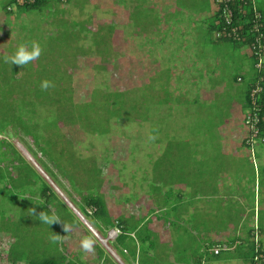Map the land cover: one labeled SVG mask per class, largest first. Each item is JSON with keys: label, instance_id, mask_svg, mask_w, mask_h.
I'll return each instance as SVG.
<instances>
[{"label": "rangeland", "instance_id": "374dc122", "mask_svg": "<svg viewBox=\"0 0 264 264\" xmlns=\"http://www.w3.org/2000/svg\"><path fill=\"white\" fill-rule=\"evenodd\" d=\"M64 1L69 4L67 10H64V7L60 5L59 0H47L48 6L41 14L36 11L24 12L22 14L14 4L9 7L11 13L8 14L5 8L9 0H0V90L6 89V93H22V98L27 99L21 102V108L23 109L21 114L14 111L6 112L8 107L5 103H3V106H0V109H4L3 114L0 113V141H10L12 144L11 147L6 148V151L10 153L12 149L15 148L21 153L26 154L25 150L22 149L23 143L26 142L29 147L32 148L31 151L33 153V151H36L35 148H37L34 141L36 137H40H38V140L41 147H44L43 141L46 140L50 142L51 138L56 137L57 132H60V136L65 139L69 137L77 141H83L78 142L73 151L81 159L94 157L97 162L96 165L101 163L99 164V168L101 169L100 177L103 182L100 191L113 216H115V213H123L128 216L132 213L142 212V210L137 207V204H141L142 202L140 199L143 200L145 198L143 195L144 188L142 186L143 179L141 174L145 160V153L143 152L144 146L148 144V148L151 149L153 144H157L156 146L160 143L163 145L167 144L169 140L172 139V137L168 135L169 132L170 135H175V138L172 140L185 143L171 147V150L168 151L169 156H174L176 158L180 151L185 150L198 151L206 155L202 159L200 164L201 167L206 165V161L211 162L213 169L217 166H221L219 161L213 162L206 158L213 153V150L219 149V144L213 142V137H216V133H218L220 119L229 116L226 120L228 122L224 126L222 125L219 127V132L232 133L231 145L228 143L230 149L234 148L232 145L238 147L241 142L240 139L246 136L247 126L245 124V128L237 126V122L241 121L242 118L239 112H237V105H234L228 110L229 108L226 109L225 106L219 104V101L223 102L225 99L236 101L239 95L234 96L232 92H224V88L221 90L223 84H218L214 89H209L210 87L206 79L201 82L200 85L193 86L198 80H202L204 77L206 78L205 72H198L194 70L195 67H192L195 57L197 55L201 57L200 59H202L203 67H209L215 63L214 59L207 60L213 57L211 51H213L215 46L214 36L211 35L210 32L202 29L206 26L208 19H204L203 17L195 19V17L198 16L195 14L206 10L208 11L211 0H164V8H158L160 15H158L153 8H142L144 0H135L133 6L130 5L132 0H118L120 8L126 10L128 13V17H124L123 15L119 17V20H117L118 22L114 23V28L117 31H125V37L123 35L124 41L121 40L120 45H116L115 50L117 52L116 54L113 53L110 57L111 64L102 71L96 68L100 63L96 54L78 57L77 64L73 67V70L70 71L73 82V97L76 102L87 101L93 85H101V87L107 90H114L117 92L129 90L133 88V86L140 84L139 81L153 77V73L158 72L160 73V77H162V84L158 86L159 92H157L158 90L156 91L158 93L157 99L160 98V100L151 106L153 110L150 112L149 121H146L140 127H136L139 130L132 131L131 126H134L135 122L128 123L129 125L127 127L125 124L126 122L122 120L119 123L116 120L99 121L96 119L94 120L96 121L95 123L92 122L94 127L90 126L91 121H87L86 118L83 121H70L71 124H77L78 127L82 128L85 132H82L78 128L71 127V125H68L67 122L63 120L58 121V127L56 129L54 124L55 121H53V114L51 115L48 111L45 116L46 121H42L35 117L32 111L31 100H34L33 94H47L48 99L53 101V93L55 91L60 90L69 92L70 85H68V83L66 85L67 87L55 85V87L49 88L47 91H42L40 87L42 81L48 80L47 78L52 79V77L55 76V64L61 61L59 56L66 53L63 51L64 45L68 47L73 55L79 53L80 48L85 50L89 48V38L93 37L94 34L88 35L89 38H86L85 41H78L77 38L67 40L68 35L72 36L74 34L73 36L75 37L79 35L81 38L85 36V34L81 32L84 26L81 25L77 27L74 23H71L70 20H74L73 22L75 23L80 21L83 25H87L89 22L92 25L93 20L94 25L99 24V20L101 19L106 20V23L110 25V20H112L110 7H108L111 1ZM256 1L258 4L264 5L262 0ZM117 11L119 13L118 15L123 14L121 9ZM57 12H63V16L66 18L62 20L61 16L55 15ZM131 16L136 23H130L132 20ZM158 18H160V26ZM181 19H183L184 22L181 21ZM124 20L128 21V24H126ZM175 21L176 23H174ZM137 22L143 27L147 25L150 26L151 30L146 33L148 39L142 38ZM190 23H195L199 26L198 29L189 26ZM150 24L153 25L151 26ZM56 25L60 28L55 27ZM73 26H75V28H73ZM33 41L38 42L43 49L39 59L30 62L24 67L4 62L3 58L5 55H14L21 44H26L30 49L31 42ZM195 50L198 54L193 53ZM217 51L219 52V49H217ZM189 55H191V57L187 60ZM236 57H238V55L236 56L235 54L233 59L227 61L226 58L219 56V61L221 63L226 61L231 67L229 69L228 66L225 68L222 74L223 76L219 75L215 78L207 75V77L229 83L231 80L230 75L234 76L240 71L238 68L239 64L234 60ZM59 69L65 72L62 67H59ZM262 70L264 72V65ZM177 82L180 83L177 84ZM8 83L13 85L11 89H7ZM181 83L182 86L180 87L179 85ZM211 92L213 94L216 92V106L213 105V101H211L210 104ZM14 98V105L18 104L22 99L18 97V94ZM204 100H206L207 103L204 102ZM234 103L236 104L237 102ZM44 104L48 105V100H45ZM27 105L31 108H27ZM165 106L168 107L165 108ZM50 107L51 106H49L48 109H50ZM157 109L160 112L162 111V113L156 111ZM246 117L247 113H245V119ZM45 123H49V126H47L46 129L40 128ZM151 126H155L157 129H151ZM196 134H199L200 137L194 139L197 137ZM151 135H155L157 138L155 140H150L149 137ZM188 137L194 138L190 141ZM228 141H230V139ZM253 145L254 147L250 149L251 153L253 152L254 154L255 150L263 152L264 144L254 142ZM57 146L59 147L58 149L63 150L66 159L59 168L60 179L57 180L59 185L52 183L51 180H49V185L60 197H62L64 192L69 190L66 179L80 182L83 174L80 170L75 168V157L72 154L71 146H67L66 140L63 141L61 146ZM152 151L154 150L152 149ZM32 153L30 155V157L32 156L31 166L39 172L41 171V167L36 159H33L34 156ZM217 154V152L213 154L211 159H214ZM253 154L250 158L251 165L248 167L247 172L245 171V174L252 175L253 172H255V167L256 172L259 173L261 177L259 181L264 184V169L261 168L260 172H258V160L255 159V154L254 156ZM4 156L6 157V155ZM7 158L8 157H6V160H1L0 173L5 178L8 176L15 177L16 175L9 173L6 169ZM148 159L151 161L152 157L149 155ZM220 161L223 164L225 163L226 167L230 170L233 169L231 174L235 177L236 182L242 180L244 168L241 159L227 156L226 159H220ZM105 162L107 163L105 164ZM15 166V170H17L18 173L25 172V169L30 167L24 160L17 161ZM94 170L93 168V170L86 175L88 181L83 180L84 186L82 185V187L86 191V185L89 186L90 183L95 180V177H97L96 175L98 172L94 173ZM156 172L158 175V169ZM41 176L42 179L46 181L47 177L45 171H42ZM49 176H51V174H49ZM120 176H122L123 179L120 180ZM75 184L79 187L77 183ZM128 184L133 187V191H131L135 194L133 201L132 199L128 201L126 196ZM147 186L150 188L151 184ZM20 196L21 194L19 193V197ZM34 200L35 201L32 202L38 205V201H40L39 196H36ZM4 206L8 208L12 207V205L7 204ZM40 211V209H36L37 214ZM170 211L171 208L166 207L161 214L174 216ZM230 211L231 208L227 207L220 210L219 214L229 213ZM159 212L160 210L156 211V213ZM233 212L234 215L238 217L241 214V208L235 207ZM261 212L259 218L262 224L260 225L262 231H264V211ZM10 214L13 216L12 212ZM15 219L14 216V220ZM44 228L45 225L41 223V221L36 222L31 230V243L22 241V250H25L26 253L31 255L39 254L41 248L45 246L42 242L44 239ZM58 228L60 227L52 225L50 227V232L58 234ZM23 229L24 228L21 230ZM113 234L114 232L108 233V235ZM1 235L2 232H0V264H7L6 261L2 259L4 253H1V251L7 249V244L2 239ZM108 237L109 236H107L106 240H103L104 243L114 239ZM82 239L83 237H81L79 243L75 245L76 251L82 249L80 246ZM49 242H51V239H49ZM49 242H47V244ZM15 245H17V251H20L21 247L19 241H17ZM29 249H32L31 253ZM48 249L52 250V246L48 247ZM86 256L93 259V254H85L83 257ZM37 258H41V256L37 255ZM47 258L56 259L57 262L61 260L59 253H50ZM93 263L95 264L94 260Z\"/></svg>", "mask_w": 264, "mask_h": 264}, {"label": "trees", "instance_id": "16d2710c", "mask_svg": "<svg viewBox=\"0 0 264 264\" xmlns=\"http://www.w3.org/2000/svg\"><path fill=\"white\" fill-rule=\"evenodd\" d=\"M108 1H111L108 6L110 7L112 17V20H110V25H108V23H106V20L103 19L99 20L100 23L95 25L94 20L92 25L90 22L87 23V25H83V23L80 21L75 23L73 22L74 20H70V22L74 23V25L77 27H80L81 25L84 26V28L81 29V32L85 34V36L81 38V36L79 35L76 37L73 36L74 34L72 36L68 35L67 40L77 38L78 41H85L86 38H89L88 35L94 34L93 37L89 38V48L86 50L80 48L79 53L73 55L68 47L64 45L63 51L66 53L61 54L59 56L61 61H58L55 64L56 74L52 77V79H47L53 82L54 85L66 86L68 83L71 90L69 89V92L60 90L55 91L53 93V101L48 99L47 94H33L34 100H31L33 115L39 120L46 121L45 116L49 111L51 115L53 114V121H55L54 124L56 129L58 127V121L63 120L67 122L68 125H71V127L78 128L82 132H85L82 128L78 127L77 124H71L70 121H83L86 118L87 121H91V127H94L92 125V122L95 123L96 121L94 120L96 119H98L99 121L116 120L119 123L122 120L126 122L125 124L127 125V127L129 125L128 123L135 122L134 126H131L132 131L139 130L136 127H140L143 123L149 121L150 112L151 110H153L151 106H153L154 103H156L157 101L159 102L160 100V98L157 99V92H159L158 86L162 84V77H160V73L154 72L153 77H149L145 80L139 81L140 84L133 86V88L129 90H124L121 92L107 90L101 87V85H93V88L88 96L89 99L87 101H75L73 97V82L71 79L72 76L70 75V71H72L73 67L77 64L78 57L96 54L100 61L99 65H97L96 68L102 71L111 64L110 57L113 53L116 54V45H120L121 40H123V35L124 37L126 35L124 30L117 31L114 28V23L118 22L117 20H119V17H122L123 15L124 17H128L127 11H124L123 14L118 15L119 13L117 10L120 9V7L117 8V6L119 5V1L116 2V0H114V4L112 0ZM59 3L64 7V10H67V7L69 6L68 2L59 0ZM13 4L22 14L24 12L35 11L41 14L48 6L47 0H9L8 5L5 8L8 14L11 13V9L9 10V7ZM113 5L116 6L115 9H113ZM223 7H226L231 11L229 24L226 23L225 16H223ZM210 8L212 10V15L208 20L206 26L202 29L210 32L211 35L214 36L215 46L212 52H215L213 57H215L217 60L216 64H219L220 66L217 69L219 71V75H222L225 68H227L226 62L218 63L219 56H222L229 61V59L231 60L235 57V54L237 56L239 54L238 52H241V54L245 56L244 58L247 59H244L246 60V64H250L251 67L247 74H241L240 72H238L234 76L230 75L231 80L229 83H224V81H217L206 76V78L204 77L202 80H198L197 82H195V85L193 86L200 85V83L206 79L210 87L209 89H214L218 84H223V87L221 89L223 90L224 88V92L228 93L232 92L233 90L236 91V93L234 92V96L239 95L236 101L225 99L223 102L219 101V104H222L226 109L229 108L228 110H230L234 105H236L234 102H237V104H239L241 108L239 113L242 117L241 120L243 123L245 122V113L248 114L249 112L256 115L258 119V123L256 124L258 137L253 138L252 131L249 130L248 127H246V136L242 141L246 144L247 147H251L254 142H257L256 140H259L264 136V106L261 100L264 94V72L262 70V67L264 65V5L258 4L256 0H229L227 3L220 4H217L216 0H211ZM55 15L61 16L62 20L66 18L63 16V12H57L55 13ZM131 19L132 20L130 23H136L132 16ZM158 19L160 26V18ZM124 22L128 24V21L124 20ZM174 23H176V21ZM138 25L139 32L142 35V38L148 39L146 33L151 30L150 26L147 25L143 27L140 23H138ZM150 25L152 26L153 24ZM75 26H73V28H75ZM55 27L60 28L57 25ZM196 27V29H198L199 26ZM217 49H219V52L217 51ZM236 58L234 60L237 63L239 62V60L236 61ZM260 62H263V64L260 65ZM244 63L245 62H240L238 63V66H241ZM59 67H62L65 72H62ZM238 68L239 70H241V67ZM211 77L217 78L216 76ZM178 83L180 82H177V84ZM11 86L13 85L8 83L7 89H11ZM179 86L181 87L182 83ZM256 90L259 91L257 93H253ZM17 94L18 97L22 98V93H6V89L0 90V106H3V103H5V105L8 107V109H6V112L14 111L18 114H21L23 112V109L21 108V102L27 99L22 98L18 104L14 105V97H16ZM215 94L216 92L214 94L212 93L211 99L209 100L210 104L211 101L214 102V106H216L215 99L217 96ZM45 100H48V105L44 104ZM204 102L207 103L206 100H204ZM49 106H51L50 109H48ZM166 107L168 106H165V108ZM27 108L30 109L31 107L27 105ZM156 111L160 112L158 109ZM3 112L4 109H0V113L3 114ZM160 113H162V111ZM228 118L229 116L221 118L219 121V127H221ZM47 126H49V123H45L40 128L46 129ZM60 134V132H57L56 137L51 138L50 142L46 140L43 141L44 147H41L40 145V142L38 140L40 137H36L34 141L37 148H35L36 151H33V153L31 151L32 148L29 147L26 142L23 143V148L27 150L30 155L32 153V155L34 156L33 159H36L42 170L47 174H51V176L55 180L56 173L52 172H58L59 174V168L61 167L60 165H62L63 161H65L66 159L63 150L58 149L59 147L57 146H61L64 140H66L67 146H71L72 148V154L75 157L74 161L76 163L75 168L81 171V173L83 174L82 177L89 174L93 170V167L96 166V168H94L96 170H94V173H98L96 175L97 177H95V180L92 181V183H90L89 185L90 193L88 195H83V193L81 192H75V195L77 194L76 196H81V200L84 201L83 204H75V206L86 217L88 222L93 227L98 228V230L103 234L105 233V231L118 228L120 230V234L116 238V247H120L119 251L122 254L123 250H126L129 254H134L136 248L132 244L133 238L130 239L129 235L127 234L129 228L127 216L123 213H115V216H113L107 206L102 192L100 191L101 184L103 182L102 178L100 177L101 169L99 168V164L101 163L96 165L97 162L94 157L81 159L77 154H75L73 150L74 147L77 146L78 142L83 141H77L69 137L68 139H65L64 137L60 136ZM11 145L12 144L10 143V141H0V163L2 162L1 160H6V157H8L6 169L9 171V173L16 175L15 177L8 176L5 178L0 173V232H2V239L7 244V249L1 251V253H4L2 255L3 261H6L7 264H79L78 261H73L72 259L66 260V258L64 257L65 255L63 256L62 254H60L61 260L58 262L54 259L47 258L48 247H51L47 245V242H49L50 237L53 235V233L50 232V227L52 225L48 226L47 224H44V239L42 240V242L45 246L41 248L39 254L31 255L26 253L25 250H22L21 242L24 241L26 243H31V230L35 223L39 221V219L31 215V209L33 208L32 201L36 196H39L40 200L38 201L39 204L35 205L36 208L40 209L41 211L49 212L51 214V207L52 211H54L56 214H66L63 213L64 208L60 207L58 203L54 204L53 201L56 197V194L53 191L52 187L42 179L40 173L31 168L30 165V167L25 169V172L23 171L18 173V171L15 170V163L19 160L24 159L20 158L17 150L13 146L12 147L14 149H12L10 153L6 151V148L11 147ZM4 155H6V157ZM106 163L107 162H105V164ZM170 176L173 177L172 173L170 174ZM69 183L71 187H73L70 180ZM76 183L79 185L80 189V182ZM76 186L77 185L74 182V187L78 188ZM150 189L152 192H155L157 194H159L160 192V190L154 185H151ZM72 191L75 190L72 188ZM19 193L21 194L20 197ZM148 196H150V194ZM69 198L71 200L73 199L72 196H69ZM149 198L152 199V196ZM171 198H173V196L168 197L164 195V200L168 202L165 204V206H168L167 204L170 203L169 201L171 200ZM153 202L154 209L149 210V214L156 213L155 211L160 206L158 202ZM5 204L12 205V207L8 208L7 206H4ZM143 204L144 203H141V205L138 206L140 210L143 208ZM170 206L169 208H172ZM89 210L91 212H89ZM11 212L13 216H11ZM14 216L16 218L15 220ZM61 220L64 222L65 217H61ZM137 222V225H139L141 221ZM53 225H56L58 227V224ZM59 226L60 228H58V234L61 235V240L64 241L65 237L63 236L64 232L62 224H59ZM22 228L24 229L21 230ZM143 230L144 228L140 227L135 232L136 241L138 243H142L141 236ZM76 236H79L78 232L76 233ZM17 241H19L20 243V251H17V245H15ZM59 245L62 250L65 249L64 243L59 242ZM29 252L31 253L32 249H29ZM258 253L259 252L255 254L253 260H256V264H264V255L261 254V257ZM37 255H40L41 258H37ZM101 255L102 253H99V257H101Z\"/></svg>", "mask_w": 264, "mask_h": 264}, {"label": "crops", "instance_id": "0c3cea01", "mask_svg": "<svg viewBox=\"0 0 264 264\" xmlns=\"http://www.w3.org/2000/svg\"><path fill=\"white\" fill-rule=\"evenodd\" d=\"M112 1L114 4V0ZM262 1L264 2V0ZM133 2L135 0L130 2L131 6H133ZM164 6V0H144L142 4V8H154L158 14V8L161 9ZM119 7L118 5L117 8ZM115 8L116 6L113 5V9ZM120 9L122 12L126 11L122 8ZM195 15H198L195 19L203 17L209 20L212 10L209 7L208 11ZM181 21L184 22L183 19ZM189 26L197 28L195 23H190ZM193 53L198 54L196 50ZM212 53L214 55L215 52L211 51ZM238 53L236 61L239 60V62L237 63L245 62L239 66L241 67L239 72L247 74L251 65L246 64L247 59L244 58L245 56L241 52ZM189 57L191 55L187 57V60ZM200 58L199 55L195 57V61L192 63V67H195L194 70L205 72L206 76H219L217 69L220 66L216 64L217 60L215 57L207 59L215 60V63L208 68L203 67L202 59ZM226 64L229 69L231 66L229 63ZM234 92L236 91L233 90L232 93ZM261 100L264 106V94ZM236 105H238L237 112H239L241 109L240 105L237 103ZM227 122L225 121L223 126ZM237 126L246 127L242 120L237 122ZM151 129L157 128L151 126ZM231 134V132H219L218 129L216 137H213V142L219 144V149L213 150V153L206 158L213 162H220L221 166H217L214 169L209 161H206V165H203V167L200 166L202 159L206 155L198 151L185 150L180 151L176 158L169 156L168 151L171 150V147L185 144L172 140L175 135H170V132L168 135L172 139L167 144L163 145L160 143L158 146L153 144L151 149L148 148V144H145L143 151L145 160L143 158L144 163L141 172L145 198L143 200L140 199L144 204L141 213L134 212L135 214L132 213L127 216L129 225L127 234L130 239L133 238L134 243L132 242V244L136 248L134 254H129L126 250H123L122 254L119 251L120 247H116V238L120 234L118 228L105 231L103 234L98 228L93 227L75 206V204L84 203L81 200V196H76L75 192H81L83 195L90 193L88 185H86L87 191L82 187V185L84 186L83 180L88 181L87 176L81 177L80 189L78 186H76L78 188L74 187L72 180H70L73 185L71 187L69 180L62 177L68 182L69 190L65 191L63 196L60 197L52 188L56 194L53 202L64 208L63 213L66 215H57L60 219L65 217L64 222L72 227L68 233L63 234L65 237L64 241H59L64 243L65 249H61L59 242L53 243L51 241L47 245H51L52 250L48 249L47 253L65 255L66 260L72 259L73 261H78L79 264H94L93 260L95 264H256V260H253L255 254L259 252L258 254L261 257V254L264 255V231H262L260 225L262 221L259 218L261 211H264V184L259 181L261 177L254 166L255 172L252 175L245 174V171L247 172L248 167L251 165L250 158L253 152L251 153L250 149L254 145L247 147L242 142L245 138L243 136L238 147L232 145L234 148L230 149ZM196 136L195 138L188 137V139L191 141L192 138L197 139L200 137L199 134H196ZM229 139L230 141H228ZM17 152L31 166L32 156L30 157L27 150H25L26 154L21 153L19 150ZM216 152L218 153L217 156L211 159ZM254 154L259 165L257 170L260 172L261 168L264 169V150L263 152L255 150ZM149 155L152 157L151 161L148 159ZM227 156L242 160L244 168L242 175L244 176L240 182H236L235 177L231 174L233 169L230 170L225 163H221L220 159L224 160ZM31 168L33 167L31 166ZM93 168H96V166ZM157 169L159 171L158 175ZM42 171L41 168L39 172L42 173ZM52 173H56V180L45 173L47 184L49 185V180H51L52 183L59 185L57 181L60 179L58 172ZM171 173L173 177L170 176ZM121 179H123L122 176H120ZM148 184L158 188L160 190L159 194L152 192L148 188ZM72 188L75 191H72ZM131 191H133V187L128 184L126 193L128 201L130 199L134 200L135 194ZM149 194L150 196H148ZM164 195L173 196L171 198L172 202L170 200V203L167 204L168 206H165L168 202L164 200ZM69 196H72L73 199L71 200ZM151 196L152 199L149 198ZM153 201L159 203L160 206L156 211L160 210V212L149 214L148 211L154 209ZM35 205L32 202L33 208L38 209ZM139 205L141 204H137V207ZM169 206L172 207L170 212L174 216L161 214ZM227 207L231 208V211L220 215L219 211ZM235 207L241 208V214L238 217L233 212ZM89 212L91 211L89 210ZM137 221H141L139 225H137ZM58 227H60L59 224ZM140 227L144 228L141 236L142 243H138L135 237V232ZM77 232L79 233L78 237L76 236ZM110 232H114V234L108 235ZM107 236L114 239L104 243L103 240H106ZM81 237H91L95 240L94 252L88 253L82 249L76 251L75 245L79 243ZM99 253H102L101 257H99ZM85 254H93V259L87 256L83 257Z\"/></svg>", "mask_w": 264, "mask_h": 264}, {"label": "clouds", "instance_id": "9594fccd", "mask_svg": "<svg viewBox=\"0 0 264 264\" xmlns=\"http://www.w3.org/2000/svg\"><path fill=\"white\" fill-rule=\"evenodd\" d=\"M42 51L43 49L41 48L40 44L36 41H33L31 42L30 49L26 44H21L14 55L12 56L5 55L3 59L5 63H11L17 66L24 67L30 62L39 59V57L42 54ZM40 87L42 91H47L49 88L55 87V85L53 82L49 80H44L41 82ZM156 138L157 137L155 135H151L149 137L150 140H155ZM50 210H51V215L49 214V212L46 211H40L37 214L36 209L32 208L31 215L35 216L37 219H39V221H41V223L47 224L48 226H51L53 224H62L63 232L68 233L72 226L68 223L63 222L60 219V217L54 211H52L51 207ZM50 239L53 243H57L61 240V235L53 233ZM95 243H96L95 240L92 239L91 237H84L81 240L80 246L85 252L92 253L94 252Z\"/></svg>", "mask_w": 264, "mask_h": 264}, {"label": "built area", "instance_id": "2783aa9c", "mask_svg": "<svg viewBox=\"0 0 264 264\" xmlns=\"http://www.w3.org/2000/svg\"><path fill=\"white\" fill-rule=\"evenodd\" d=\"M229 0H216L217 4L220 3H227ZM223 16H225L226 23H230V17H231V11L228 10L226 7H223L222 10ZM264 48V46H263ZM263 64V62H260V65ZM259 90L254 91L253 93H257ZM258 123V119L255 114L249 113L247 114V117L245 119L244 124L249 128V130L252 131V137H258V130L256 127V124ZM257 142H260L261 144H264V136L261 137L259 140H256Z\"/></svg>", "mask_w": 264, "mask_h": 264}]
</instances>
